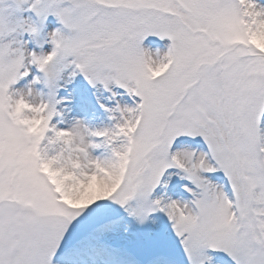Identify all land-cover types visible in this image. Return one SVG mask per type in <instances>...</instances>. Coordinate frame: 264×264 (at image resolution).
I'll use <instances>...</instances> for the list:
<instances>
[{
    "label": "snow or ice",
    "instance_id": "snow-or-ice-1",
    "mask_svg": "<svg viewBox=\"0 0 264 264\" xmlns=\"http://www.w3.org/2000/svg\"><path fill=\"white\" fill-rule=\"evenodd\" d=\"M69 68L110 127L61 126ZM161 224L168 264H264V0H0V264H160Z\"/></svg>",
    "mask_w": 264,
    "mask_h": 264
},
{
    "label": "rangeland",
    "instance_id": "rangeland-1",
    "mask_svg": "<svg viewBox=\"0 0 264 264\" xmlns=\"http://www.w3.org/2000/svg\"><path fill=\"white\" fill-rule=\"evenodd\" d=\"M25 15L29 14L26 13ZM57 27L58 24L55 18L48 17L35 40L27 35L23 36L21 39L25 42L27 51L36 52L37 54L50 51L51 46L46 42L47 33L54 31ZM71 71L72 69L69 68L63 73L60 81L61 86L57 92V98L62 101L58 106L61 117L57 118L63 121L61 126L80 120L90 129L108 128L112 122L109 120L105 109L113 108L118 103L122 106L131 104L130 99L126 95L115 91L114 86L111 87L110 91H106L101 85L93 87L82 75L77 74L71 77ZM36 75H38L36 69L32 68L30 76L20 81L16 87H23L32 76ZM37 90H39V85ZM170 191L173 197L176 198L180 195L179 185L174 189H170ZM152 240L155 244L154 254L160 258V264H168L172 256V245L162 224L158 226Z\"/></svg>",
    "mask_w": 264,
    "mask_h": 264
}]
</instances>
